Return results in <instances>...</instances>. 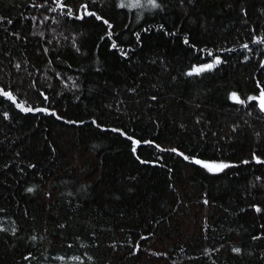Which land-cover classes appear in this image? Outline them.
<instances>
[{
	"label": "trees",
	"instance_id": "obj_1",
	"mask_svg": "<svg viewBox=\"0 0 264 264\" xmlns=\"http://www.w3.org/2000/svg\"><path fill=\"white\" fill-rule=\"evenodd\" d=\"M28 2L29 0H0V15H9L14 20L13 29L21 31L22 34L30 31V24L16 23L20 13L39 14L36 9L27 8ZM173 3L175 0H170L171 11L168 13L166 26L172 29L175 25L178 33L189 30L192 39L199 42L200 46L206 44L208 48H213L215 44L216 47H238V43L247 38L246 30L238 22L235 4L233 10H226L223 8L224 0H198L196 7L187 9L188 15L184 16L182 13L185 10L173 9ZM16 5L20 7L17 8ZM245 6L253 21L264 23V19H257L256 11L264 6V0H246ZM202 19L207 21V33L200 26ZM162 22L161 17L148 20V23L154 25ZM225 25L228 26L227 29ZM147 26L143 21L138 25H131L133 29ZM59 31L58 29V33ZM83 31L91 57L101 30L89 24ZM3 37L4 33L0 32V47L11 48L16 55L24 50L25 46L21 42L9 39L4 44ZM57 38L61 43L64 42L59 35ZM142 38L143 48L137 50L135 63L131 68L109 51L104 43H100L98 52L104 68L100 73L95 72L93 59H69L68 62L73 63L72 69L61 66L57 70L65 71L67 75L80 76L84 86L83 103L75 102L71 94H66L64 99H58L57 103L67 109L65 115L69 118L90 120L95 116L98 121L106 124L134 127L138 135L144 136H150L155 131L159 136L157 142L170 141L184 149L199 151L203 158L212 157L215 155L212 142L216 138L209 136L207 143H201L197 148V126L192 122L190 114L198 110L184 101L190 98L205 100L206 94L207 106L202 107V110L212 119V127L217 131V137L221 134L227 137L230 134L228 125L243 113L238 112L230 102H226V89L245 87V78L253 71L256 61L242 65L239 63V52L222 53L221 55L230 57L228 65L222 66L214 76L200 83L185 84L184 81L188 78L179 77L178 74L195 59L187 46L177 37H166L155 30L142 34ZM120 39L128 42L134 38L125 32ZM35 43L30 38L29 52ZM66 55L71 56V53ZM155 57H163L170 63L169 72L178 76L176 81H170L169 72L160 71L159 65L152 66L147 63L149 58ZM31 59L37 66H41L34 55ZM77 67L84 69L83 74L75 71ZM141 69L148 73V77L141 81V86L146 91L151 83H158L163 87V109L147 110L143 93L141 97H133L124 92L126 84H131L133 77ZM4 79L7 80V77ZM38 79L43 82V77ZM114 88L120 91L119 98L128 96L126 104L129 107L122 110L124 114L119 120H116L115 109L109 111L103 107L117 99L113 94ZM21 93V98L28 99L34 106L39 104L33 91H29L26 97L23 96V89ZM137 99H140V103H135ZM136 117L139 119H135ZM149 117H159V129H155ZM181 120L187 121V132L176 127L175 122ZM249 122H252L251 119ZM5 134L9 139L15 140L16 144L8 146L5 141V145L0 146V165L9 158L13 159L14 165L11 172L5 170L0 174V208L5 209L4 213H0V225L9 230L7 234L0 233V264H26L21 256L29 250V245L24 240L16 241L11 238L13 220L25 238L31 234L39 235L43 229H47L44 241L47 251L37 245L38 251L43 253V256H38L40 264H79L71 257L79 256L85 250L79 245L89 243L87 234L92 229L97 231L101 246L99 249L89 250L90 254L110 264H172L173 260L176 264H205L206 258L195 259L200 255V250L221 244L224 247L213 255L217 264H261L256 256H248L247 252L258 253L260 249L257 245L264 244L249 239L250 234L259 231V224L264 223V220H259L251 209L239 213V208H246L249 202L264 201V192L260 191H253L252 195L243 199L245 177L249 176L247 169L250 166H242L239 170L241 175L238 177L231 174L216 177L179 157L164 154L166 163L174 169L170 179L166 169L137 164L131 158L126 142L115 134L105 135L92 127L65 125L40 114H29L26 117L20 114V119L14 120L11 125L3 121L0 123V140L4 139ZM49 142L56 148L55 153L49 148ZM250 143L248 131H245L235 138L234 143H222L221 148L229 158L235 160L246 157ZM13 149L21 152L19 158H14ZM149 151L151 150H145V156ZM29 162L36 163L37 168L27 169L25 165ZM17 166L25 169L23 179ZM130 175H137V181L128 180ZM78 182H87L90 187L86 194L80 196V206L76 207V198L69 197L68 193L79 187ZM33 184L38 186L34 195L23 192L24 187ZM169 184L173 187H168ZM129 187H133L134 191L128 192ZM205 192L208 194V205L202 203ZM46 193L52 195L48 196ZM70 199L73 201L72 206L68 203ZM224 208L228 209L227 213ZM25 209L28 211L27 217L23 215ZM121 211L125 213L123 217L119 215ZM153 216L155 220H161V216L166 219L159 225H155V221L149 224ZM205 217L210 226L206 234L202 232ZM59 223L70 226L58 229L56 226ZM119 226L124 227L123 232L119 231ZM109 227L112 231H107ZM149 231L155 235L150 236L147 241H140L141 251L135 256L128 255L127 244L115 252L107 247L112 240H116L118 244L128 240L129 235L135 242L138 234L146 235ZM76 235L81 236L80 241H75ZM205 235L207 239L204 238ZM69 244L73 245L71 249L67 247ZM229 244L247 245L243 259L236 258L229 251ZM181 247L185 249L183 253L179 250ZM164 250L169 253L167 261L163 257L152 255L154 251ZM59 255L65 256V261L55 259ZM33 264L36 262L33 261Z\"/></svg>",
	"mask_w": 264,
	"mask_h": 264
},
{
	"label": "snow or ice",
	"instance_id": "obj_2",
	"mask_svg": "<svg viewBox=\"0 0 264 264\" xmlns=\"http://www.w3.org/2000/svg\"><path fill=\"white\" fill-rule=\"evenodd\" d=\"M197 3L198 0H175L172 8L185 10L182 14L187 16V9H194ZM245 3L246 0H224L223 8L233 10L235 4L234 10L237 13L238 22L240 27L246 30L247 38L243 42H239L238 47H216L214 44L213 48H208L206 44L200 46L199 42L193 40L189 30L185 29L178 33L175 25L172 29L166 26L168 13L171 11L169 8L170 0H29L26 5L27 8L36 9L39 14L25 15L20 13V17L16 21V23L20 24L29 22L30 31L28 33L22 34L21 31L14 30L12 27L14 20L9 15H0V32L4 33L3 43L6 44L11 39L13 42H21L25 46L24 50L19 52V55L14 54L11 48L0 47V117H2L0 123L7 121L11 125L14 120L18 121L20 119V114L25 117L29 114L33 116L40 114V116L51 117L54 121L65 125L92 127L97 132L105 135L109 133L115 134V136L126 142L128 152L137 164L166 169L170 179L174 169L166 163L164 154L179 157L184 162L198 166L206 173L216 177L229 174L238 177L241 175L239 170L242 166H250L247 169L249 176L245 177V195L243 199H247V196L252 195L253 191L264 192V23H256V21L252 20ZM16 7L19 8L20 5H16ZM256 11L258 14L257 19H264V6ZM155 17H161L163 22L158 25L148 23L149 18L154 19ZM141 21L147 23L148 26L139 27L138 29L131 27L133 23L138 25ZM89 24L101 30L97 38L98 43L95 45V51L91 57H89L86 46L87 40L83 31L84 27ZM200 26L207 33V21L202 19ZM224 27L227 29L228 26L225 25ZM118 28L120 31H117ZM58 29L60 30L59 33ZM154 30L166 37H177L183 45L187 46V50L195 55L194 61L189 63L186 69L178 74L179 77L188 78L184 81L185 84L200 83L210 76H214L222 66L228 65L230 57L221 55L222 53L239 52V63L242 65L250 64L253 60L256 61L253 71L245 78V87L235 86L226 89V102H230L231 106L236 108L238 112L243 113L242 116H237L228 125L230 134L227 137L223 134L217 137V131L212 127V119L206 116L202 110V107L207 106L205 102L206 94L205 100L190 98L184 101L198 110L190 114L192 122L197 126L196 135L199 137L196 142L197 148L201 143H207L209 136L216 138L212 142L215 153L212 157L203 158L199 151L184 149L173 145L170 141L157 142L159 136L155 131L150 136H144L138 135L134 127L128 128L125 124H106L103 121H98L95 116H92L90 120L69 118L65 115L67 109L62 108L57 103L58 99L66 98V94H71L75 102L83 103L84 86L80 76L67 75L65 71L57 70L61 66L72 69L73 63H69V59L73 61H75L76 57L93 59V63L96 65L94 70L100 73L104 68L98 52L100 43H104V46L109 51L116 54L121 61L131 68L135 63L137 50H142L144 45L142 34H149ZM65 32H67V35H65ZM125 32L129 33L134 39L128 42L121 41L120 37ZM57 35L63 38V43L60 42ZM49 36L51 38H48ZM30 38L34 39L36 43L32 45L29 52ZM237 40H239V37H237ZM66 53H71V56L66 55ZM32 55L37 58V62L41 66H37V63L33 62L31 59ZM62 56L64 59H62ZM147 63L152 66L159 65L160 71L169 72L170 63H167L163 57L149 58ZM75 71L83 74L84 69L77 67ZM178 76L171 75L169 72L170 81H176ZM5 77H7V80L4 79ZM38 77H43V82H40ZM147 77L148 73L142 69L139 70L133 77L132 83L126 84L124 92L133 97H141L143 93V102L147 110L163 109L165 106V103L162 102L164 89L158 83H151L146 91L141 86V81ZM53 80H55V83H53ZM157 80H159L158 76ZM21 89H23V96L25 97L29 91H33L39 99V104L34 106L28 99L21 98ZM113 94L117 99L103 105V107L109 111L115 109L116 120H119L120 116L124 114L122 110L129 107L126 104L128 96L119 98L121 93L115 88L113 89ZM135 103H140V99H137ZM135 119L138 120L139 118L136 117ZM250 119L251 123L249 122ZM149 120L155 129H159V117H149ZM175 124L182 132L188 131L186 120L176 121ZM220 131L223 133L222 128ZM245 131H248L249 140L251 141L246 157H240L235 160L229 158L228 154L222 151L221 144L234 143L235 138ZM45 139L47 138L45 137ZM5 141H7L8 146L16 144V141L9 139L6 134L4 139L0 140V146H4ZM48 146L52 153H55L56 148L50 142ZM145 150H151L147 156H145ZM12 151L14 158L21 156V152L14 149ZM13 166V159L9 158L0 165V174L5 170L11 172ZM25 167L34 170L37 168V164L29 162ZM17 170L22 174L21 179H23L25 169L17 166ZM137 178V175L127 177L132 182L137 181ZM17 183H20V181H17ZM78 183L79 187H76L74 192L68 193L69 197L76 198V207L80 206V196L86 194L90 187L87 182ZM168 187L171 188L173 185L169 184ZM37 190L38 186L35 184L23 188L24 193L33 195ZM127 191L133 192L134 188L129 187ZM46 195L51 196L52 194L46 193ZM68 203L69 206H72L73 201L70 199ZM202 203L203 205L209 204L206 192L203 194ZM248 209H251L259 220H264V201L249 202L246 208H239V213H245ZM173 210L175 211V209ZM224 211L227 213L228 209L224 208ZM4 212L5 209L0 208V213ZM23 215L24 217L28 216L27 209L24 210ZM119 215L123 217L125 213L121 211ZM165 219L164 216H161V220H155L153 216L149 220V224L155 221V225H159ZM12 224L11 238L16 241L24 240L29 245V250H27L26 254H22L21 259L26 264H33V261L36 264H40L38 256H43V253L38 251L37 245L44 247L45 251H47L44 245L47 229H43L39 235L31 234L25 238L22 230L16 225L15 220L12 221ZM69 226L67 223H59L56 227L65 229ZM209 230L210 226L207 222V217H205L202 232L206 234ZM8 231L7 228L0 225V233L7 234ZM32 231L35 232V229ZM101 231L104 230L102 229ZM107 231H112L111 227ZM119 231L123 232L124 227L119 226ZM154 235L155 233L151 231L146 235L138 234V239L135 242L129 235L128 240L119 242V244L116 240H112L107 247L115 252L127 244L129 248L128 255L135 256L141 251L140 241H147L150 236ZM237 235H239L238 232ZM204 238L207 239V235ZM87 239L89 241L88 244L79 245L85 250L81 255L73 256L71 259L78 261L79 264H110V262L102 261L98 256L90 254L89 250L99 249L101 246L95 229L88 232ZM249 239L252 242H264V223L259 224V231L256 234H250ZM80 240L81 236L76 235L75 241ZM67 247L71 249L73 245L69 244ZM223 247L224 244L211 249L204 247L200 250V255L195 257V259L203 257L206 258L205 264H217V259L213 258V255L214 253H219ZM228 247L236 258L243 259L247 245L229 244ZM257 247L260 249L258 253L247 252V255L256 256L261 264H264V244L257 245ZM33 249H36V251H33ZM179 250L181 253L185 251L183 247ZM152 255L163 257L165 261L169 259L167 250L154 251ZM55 259L65 261V256L59 255ZM172 264H176V261L173 260Z\"/></svg>",
	"mask_w": 264,
	"mask_h": 264
}]
</instances>
